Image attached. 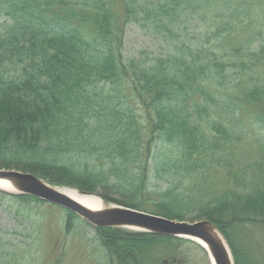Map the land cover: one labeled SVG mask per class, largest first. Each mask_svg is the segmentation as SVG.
Instances as JSON below:
<instances>
[{
	"label": "trees",
	"instance_id": "trees-1",
	"mask_svg": "<svg viewBox=\"0 0 264 264\" xmlns=\"http://www.w3.org/2000/svg\"><path fill=\"white\" fill-rule=\"evenodd\" d=\"M134 26L153 48L126 51ZM87 153L104 164L72 162ZM0 168L209 220L259 264L233 237L264 224V0H0Z\"/></svg>",
	"mask_w": 264,
	"mask_h": 264
},
{
	"label": "rangeland",
	"instance_id": "rangeland-1",
	"mask_svg": "<svg viewBox=\"0 0 264 264\" xmlns=\"http://www.w3.org/2000/svg\"><path fill=\"white\" fill-rule=\"evenodd\" d=\"M153 45L154 40L146 36L140 28L134 26L129 29L126 51L136 54L143 48H153ZM139 114L144 118L143 112L139 111ZM257 130H261L258 125L253 132ZM243 153L248 159L256 158L260 154L257 148L250 144L244 146ZM72 162L77 163L80 168L94 165L100 168L104 164V161L89 153L81 157L74 155ZM39 178L56 189H76L109 201L108 197L99 192H88L74 185L54 184ZM156 181L153 176L150 177L151 184ZM0 191L18 195L16 191L5 192L1 188ZM112 195L111 198H120L118 193ZM111 203L122 205L115 201ZM216 227L226 240L236 264L229 240L220 227L217 225ZM101 228L106 226L94 225L81 214L65 206L49 201L44 203L25 201L0 193V264H120L116 257L114 259L111 257L113 260L111 262L108 250L100 239L104 233ZM114 228L119 232L113 235L116 241L111 244L114 245V250L118 247L115 252L123 260L122 264H212L207 248L196 239L174 236L182 240L165 241L156 237L157 235L149 237L139 234L154 232L124 226ZM234 228L233 239L247 250L251 259L254 258L259 264H264V224L241 221L239 226Z\"/></svg>",
	"mask_w": 264,
	"mask_h": 264
},
{
	"label": "water",
	"instance_id": "water-1",
	"mask_svg": "<svg viewBox=\"0 0 264 264\" xmlns=\"http://www.w3.org/2000/svg\"><path fill=\"white\" fill-rule=\"evenodd\" d=\"M0 179L9 180L17 187L18 194H31L49 202L65 206L81 214L90 223L97 226L127 227L131 225L139 227L144 231L159 234L182 236L192 239L200 238L210 245L216 264H232L226 247L213 234L214 231H218V228L208 220L195 222L172 220L125 206L116 205V207H113L108 202H105L107 203L105 208L92 211L71 199L69 196L62 194L49 184H46L35 174L0 169Z\"/></svg>",
	"mask_w": 264,
	"mask_h": 264
},
{
	"label": "bare ground",
	"instance_id": "bare-ground-1",
	"mask_svg": "<svg viewBox=\"0 0 264 264\" xmlns=\"http://www.w3.org/2000/svg\"><path fill=\"white\" fill-rule=\"evenodd\" d=\"M0 188L2 190H4L5 192H9V191L10 192H15V191L19 192L17 187H15L9 180H5V179H0ZM56 190H58L59 192H61L64 195L69 196L71 199L75 200L76 202L82 204L83 206H85L86 208H88V209H90L92 211L93 210H101V209L105 208L107 206V203H105V202H108V203L112 204L110 201H104V199H101L98 196H95V195H92V194H85V193L80 192L79 190H76V189H65V190L56 189ZM45 201H47V200H45ZM112 206L116 207V205H114V204H112ZM121 206H124V205H121ZM125 207H127V206H125ZM127 227L128 228H134V229H137V230H141V228L136 227V226L128 225ZM213 234L226 247V250H227L228 255L230 257V261H231L232 264H234L232 256H231V251L229 249L228 244L226 243V240L221 236V234L218 231H214ZM196 240L198 242H200L201 244H203L207 248L209 256H210V259H211V263L212 264H216V260H215L213 254H212L210 245L206 241H204V240H202L200 238H197Z\"/></svg>",
	"mask_w": 264,
	"mask_h": 264
}]
</instances>
